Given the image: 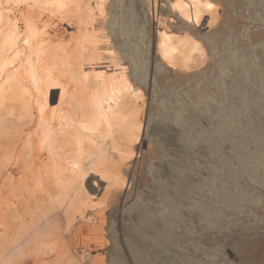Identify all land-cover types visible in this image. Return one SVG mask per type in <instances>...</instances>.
Here are the masks:
<instances>
[{"label": "rangeland", "instance_id": "obj_1", "mask_svg": "<svg viewBox=\"0 0 264 264\" xmlns=\"http://www.w3.org/2000/svg\"><path fill=\"white\" fill-rule=\"evenodd\" d=\"M174 1L105 0L104 17L91 2L102 59L86 70L126 71L146 105L124 190L76 247L89 264H264V0H208L199 24ZM163 31L199 42L204 65H169Z\"/></svg>", "mask_w": 264, "mask_h": 264}, {"label": "bare ground", "instance_id": "obj_2", "mask_svg": "<svg viewBox=\"0 0 264 264\" xmlns=\"http://www.w3.org/2000/svg\"><path fill=\"white\" fill-rule=\"evenodd\" d=\"M92 1L0 0V264H89L76 231L100 230L82 221L105 219L124 190L146 94L126 71L86 70L102 59ZM94 1L104 17L105 0ZM172 6L199 24L214 3ZM53 18L70 33H55ZM159 50L173 67L206 61L199 42L165 31Z\"/></svg>", "mask_w": 264, "mask_h": 264}]
</instances>
